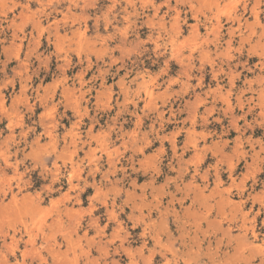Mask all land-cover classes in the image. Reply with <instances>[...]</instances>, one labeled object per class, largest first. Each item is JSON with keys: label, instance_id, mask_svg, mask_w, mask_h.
<instances>
[{"label": "rangeland", "instance_id": "rangeland-1", "mask_svg": "<svg viewBox=\"0 0 264 264\" xmlns=\"http://www.w3.org/2000/svg\"><path fill=\"white\" fill-rule=\"evenodd\" d=\"M208 2L0 0V264H264V0Z\"/></svg>", "mask_w": 264, "mask_h": 264}, {"label": "bare ground", "instance_id": "bare-ground-1", "mask_svg": "<svg viewBox=\"0 0 264 264\" xmlns=\"http://www.w3.org/2000/svg\"><path fill=\"white\" fill-rule=\"evenodd\" d=\"M219 2V1H218ZM208 3H210V0H209V2Z\"/></svg>", "mask_w": 264, "mask_h": 264}]
</instances>
